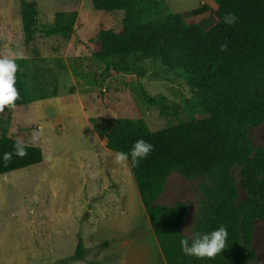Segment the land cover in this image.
<instances>
[{
	"label": "rangeland",
	"instance_id": "obj_1",
	"mask_svg": "<svg viewBox=\"0 0 264 264\" xmlns=\"http://www.w3.org/2000/svg\"><path fill=\"white\" fill-rule=\"evenodd\" d=\"M26 1L36 4L37 29L51 25L60 11L75 12L76 23L67 38L37 32L24 48L19 0H0V55L22 54L16 62L28 83L32 77L54 80L58 89L54 97L0 113V137L40 147L43 154L41 163L0 176V264H166L131 171L115 162L94 122L141 119L157 131L187 120L192 114L185 105L192 93L185 75L141 57L126 61L144 75L106 73L92 53L101 30H121L122 11L94 10L91 0ZM137 1L144 20L176 13L204 30L215 7L205 0L208 7L194 12L199 0ZM263 84L255 82V89L261 92ZM137 85L160 105L146 104ZM37 130L41 136L33 143ZM242 137L247 160H263L264 118ZM245 167L243 162L230 169L236 188ZM218 175L215 169L188 179L174 170L153 202L185 205L178 229L189 243L197 232L208 234L209 218L220 203ZM247 198L237 189V202ZM79 241L85 250L81 261L73 258ZM250 249L249 264H264V218L253 222ZM183 257L186 264H201L195 256L183 252Z\"/></svg>",
	"mask_w": 264,
	"mask_h": 264
},
{
	"label": "trees",
	"instance_id": "obj_2",
	"mask_svg": "<svg viewBox=\"0 0 264 264\" xmlns=\"http://www.w3.org/2000/svg\"><path fill=\"white\" fill-rule=\"evenodd\" d=\"M215 7L209 28L204 30L176 13L144 20L137 0H91L94 10L122 11L119 32L101 30L92 57L104 64L106 73L144 75L141 69L127 63L131 57L158 61L167 71L185 75L192 98L185 108L192 116L179 124L151 131L141 119H105L94 122V128L106 140L111 152H129L143 139L154 150L132 167L135 186L166 264H186L178 226L185 216V205L158 206L154 200L163 190L166 177L180 170L185 178L210 174L218 169L220 203L215 207L207 233L221 225L226 227V248L212 259H199L201 264H249L254 253L250 249L253 222L264 218V159L247 160L248 149L242 135L264 118V84L261 92L255 82H264V0H209ZM232 13L236 23L229 26L223 17ZM19 15L24 48L37 32L46 37H69L76 23L75 12H56L51 25L35 27L37 8L34 2L19 0ZM227 44L221 51L220 45ZM23 64V63H21ZM52 84V89L49 85ZM20 99L16 106L28 105L54 97L57 82H43L32 77L28 83L24 73H16ZM139 97L148 105H160L141 85ZM15 139L0 137V176L25 169L43 161L40 147L26 145L27 155L16 156L5 164V152H13ZM246 162L238 188L230 175L232 166ZM237 189L247 199L237 202ZM85 250L78 242L73 258L81 261Z\"/></svg>",
	"mask_w": 264,
	"mask_h": 264
},
{
	"label": "clouds",
	"instance_id": "obj_3",
	"mask_svg": "<svg viewBox=\"0 0 264 264\" xmlns=\"http://www.w3.org/2000/svg\"><path fill=\"white\" fill-rule=\"evenodd\" d=\"M237 17L228 13L223 17V22L229 26L236 23ZM221 51L227 50V44L220 45ZM22 58V54L8 52L0 55V113H4L6 108H15L16 101L20 99V93L16 88V73L20 70L16 58ZM41 131L33 133L32 142H38ZM154 150L153 145L143 139L137 140L129 152L116 151L114 154L115 162L129 169V161L132 167L139 165L140 160L145 159ZM23 158L27 155L26 145L23 142H17L13 146V152H5L3 159L5 164L12 160L13 155ZM228 231L221 225L216 230L201 234L195 233L191 243L188 239H181L180 246L186 255L195 256L200 259H212L220 254L226 248Z\"/></svg>",
	"mask_w": 264,
	"mask_h": 264
},
{
	"label": "crops",
	"instance_id": "obj_4",
	"mask_svg": "<svg viewBox=\"0 0 264 264\" xmlns=\"http://www.w3.org/2000/svg\"><path fill=\"white\" fill-rule=\"evenodd\" d=\"M199 6H197V8H193L191 11H194V12H198V10H200V8H205V7H208L207 6V3L205 2V0H199ZM186 18V17H185ZM211 18V17H210Z\"/></svg>",
	"mask_w": 264,
	"mask_h": 264
}]
</instances>
